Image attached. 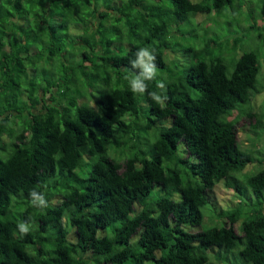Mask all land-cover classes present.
Listing matches in <instances>:
<instances>
[{
    "label": "trees",
    "instance_id": "trees-1",
    "mask_svg": "<svg viewBox=\"0 0 264 264\" xmlns=\"http://www.w3.org/2000/svg\"><path fill=\"white\" fill-rule=\"evenodd\" d=\"M168 1L0 0V264H264V167L245 171L256 159L237 138L242 119L264 129V102L258 112L239 108L257 94L259 55L205 44L183 71L167 57L183 23L233 0ZM111 24L114 37L104 31ZM40 38L51 44L31 54ZM69 38L79 43L71 62L37 81ZM141 47L156 55L166 106L129 90ZM221 181L236 206L215 212L220 227L187 230L201 226L206 192ZM33 188L47 209L31 206ZM21 220L32 224L23 237Z\"/></svg>",
    "mask_w": 264,
    "mask_h": 264
},
{
    "label": "rangeland",
    "instance_id": "rangeland-1",
    "mask_svg": "<svg viewBox=\"0 0 264 264\" xmlns=\"http://www.w3.org/2000/svg\"><path fill=\"white\" fill-rule=\"evenodd\" d=\"M152 2L154 6L162 9H168L170 6L168 0H156L155 2L152 0ZM158 2H160V4H158ZM24 6L25 8L33 7V5L27 4L26 1H24ZM37 10L39 9H34V12ZM76 16V13H72L69 15V19H67L68 26L73 34L77 33V30L75 29L77 25L73 22V18ZM107 20L109 23L110 20ZM86 23L87 22H85L83 28ZM191 23L192 25L197 24V26L183 23V27L180 28L181 34L176 36L171 42V46L174 47V50L173 55L169 52L167 53L168 59L175 56L182 62V65H186L182 69L184 71L185 68L189 66V63L194 62L197 58H203L202 52L205 44H210V51L214 54L222 55V52L229 54L234 53V58L239 57L247 51L257 52L259 55L260 66V72L257 77L256 84L257 89H254V91L257 90V94H253L252 89V93L250 92V100L252 97L250 104L248 105V103H245L243 105H239V108L247 110L251 107L253 111L258 112L261 103L264 102V0H233L230 6L222 8L219 13L213 11L209 14H198L196 17L191 18ZM30 26V31H34L36 28L35 20L30 22ZM87 26L88 24L86 25V28ZM1 27L4 28L5 26L2 25ZM113 27L114 25L111 24L106 27V30L104 31L108 35L113 34L114 37L116 30H113ZM77 42L78 41L74 38H69L64 41L62 44V51L51 60L52 67H56L53 71L50 70L47 73L39 70L38 75L36 76L37 81L51 72L55 75H59L63 61L71 62L72 58L70 54L72 52V48L79 44ZM43 43L46 44L45 46L51 44L50 41L46 43L44 38H40L36 45L30 47V53H36ZM57 43L58 41L54 42L55 45H57ZM83 46L88 47L85 44H83ZM128 47V43L123 44L119 50L125 51ZM110 49L112 50L113 48ZM78 50L82 52L83 48H78ZM225 58H227L224 60L228 65L229 70H232L230 55ZM74 59H76V57H74ZM46 61H49V54L45 52L42 54L41 64L44 66ZM48 68L49 67H46L45 71H47ZM84 85H88L87 79H85ZM23 94L25 97L26 93L23 92ZM262 113L264 114V109ZM229 119L234 122L238 121L237 118L231 116ZM238 126L237 138L240 149L251 153V155L256 159L255 164L248 166L245 171L249 172L250 170H255L253 172H256L257 170H261L264 167V129L253 130L252 127L249 126V122L245 119H242ZM10 152L11 151L4 155V157H6ZM206 196L208 198L207 204L200 210L204 215L201 226L192 229L187 228V230L191 232L215 226H222L223 220L217 219L214 216L215 212L217 213L223 210H228L229 208L235 207L237 203V200L234 198V192L226 188L223 181L218 183L212 190L207 191ZM262 205H264L263 200ZM234 228L237 232H240V222L237 221L234 224ZM229 258L234 260L232 256Z\"/></svg>",
    "mask_w": 264,
    "mask_h": 264
},
{
    "label": "clouds",
    "instance_id": "clouds-1",
    "mask_svg": "<svg viewBox=\"0 0 264 264\" xmlns=\"http://www.w3.org/2000/svg\"><path fill=\"white\" fill-rule=\"evenodd\" d=\"M128 73L125 79L131 93L142 96L147 92L149 98L157 105L166 106L168 100L166 85L163 81L157 80L156 55L149 47H141L134 53V58L129 61ZM149 82H155V88L160 91L148 92ZM28 196L32 207L41 211L49 207L44 192L33 188ZM31 229L32 224L29 220H21L17 224L21 237L27 235Z\"/></svg>",
    "mask_w": 264,
    "mask_h": 264
}]
</instances>
